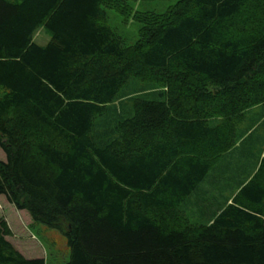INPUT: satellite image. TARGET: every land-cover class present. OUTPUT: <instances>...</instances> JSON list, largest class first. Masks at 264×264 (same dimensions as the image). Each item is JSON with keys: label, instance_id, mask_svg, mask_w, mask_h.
I'll return each instance as SVG.
<instances>
[{"label": "trees", "instance_id": "trees-1", "mask_svg": "<svg viewBox=\"0 0 264 264\" xmlns=\"http://www.w3.org/2000/svg\"><path fill=\"white\" fill-rule=\"evenodd\" d=\"M139 1L0 0V197L67 264H264V0Z\"/></svg>", "mask_w": 264, "mask_h": 264}, {"label": "rangeland", "instance_id": "rangeland-1", "mask_svg": "<svg viewBox=\"0 0 264 264\" xmlns=\"http://www.w3.org/2000/svg\"><path fill=\"white\" fill-rule=\"evenodd\" d=\"M176 4L171 1H139L134 4L139 12L166 13ZM108 23L129 44L139 38L141 26L134 22H125V18L115 11L108 12ZM39 45H46L51 40V34L41 28L34 38ZM129 87L123 93H129ZM0 160L5 161L6 155L0 147ZM0 218H5L11 229V236L7 239L29 259L43 258L47 264H67L70 259V250L67 239L58 231L46 228L41 224H34L26 211H19L11 205L6 197H0ZM23 253V254H24Z\"/></svg>", "mask_w": 264, "mask_h": 264}, {"label": "crops", "instance_id": "crops-1", "mask_svg": "<svg viewBox=\"0 0 264 264\" xmlns=\"http://www.w3.org/2000/svg\"><path fill=\"white\" fill-rule=\"evenodd\" d=\"M23 253H24V252H23ZM23 253H22V254H23ZM23 255L25 256V253H24ZM25 257H26V256H25ZM26 258H27V257H26ZM40 258H41V257H40Z\"/></svg>", "mask_w": 264, "mask_h": 264}]
</instances>
